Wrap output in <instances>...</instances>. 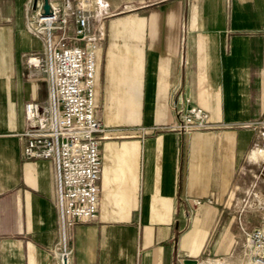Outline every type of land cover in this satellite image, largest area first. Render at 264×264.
Masks as SVG:
<instances>
[{
    "label": "crops",
    "instance_id": "obj_1",
    "mask_svg": "<svg viewBox=\"0 0 264 264\" xmlns=\"http://www.w3.org/2000/svg\"><path fill=\"white\" fill-rule=\"evenodd\" d=\"M48 1L73 37L80 0ZM95 2L93 101L109 131L98 217L69 228L68 264H249L244 233L264 228L245 223L264 205V0ZM42 3L0 0V264H62L54 164L24 159L18 136L25 104L48 98L25 66L44 55L29 29ZM178 96L219 128L163 130Z\"/></svg>",
    "mask_w": 264,
    "mask_h": 264
},
{
    "label": "built area",
    "instance_id": "obj_2",
    "mask_svg": "<svg viewBox=\"0 0 264 264\" xmlns=\"http://www.w3.org/2000/svg\"><path fill=\"white\" fill-rule=\"evenodd\" d=\"M96 0H80L73 12L74 35L66 36L68 19L57 6L41 15V6L29 22L30 31L43 34L44 55L28 54L25 66L41 70L48 82L44 103L24 106L25 129L22 155L26 160H50L55 168L56 210L59 231V259L68 258L67 232L78 223L97 220L100 144L109 130L95 118V51L100 35L93 23ZM69 40L80 44L68 45ZM187 107H183V105ZM175 121L163 128L179 135L213 131L219 126L208 122L207 113L179 96L172 104ZM144 131V129H141ZM206 203L211 205L212 200ZM193 207L202 205L193 201ZM250 249L249 264H264V228L245 232Z\"/></svg>",
    "mask_w": 264,
    "mask_h": 264
},
{
    "label": "rangeland",
    "instance_id": "obj_3",
    "mask_svg": "<svg viewBox=\"0 0 264 264\" xmlns=\"http://www.w3.org/2000/svg\"><path fill=\"white\" fill-rule=\"evenodd\" d=\"M264 191V190H263ZM262 209V214L258 213H249L247 221L245 222L249 228L259 227L264 225V205L259 206ZM259 209V210H261Z\"/></svg>",
    "mask_w": 264,
    "mask_h": 264
},
{
    "label": "water",
    "instance_id": "obj_4",
    "mask_svg": "<svg viewBox=\"0 0 264 264\" xmlns=\"http://www.w3.org/2000/svg\"><path fill=\"white\" fill-rule=\"evenodd\" d=\"M51 14V8L48 0H43L42 6H41V15L47 16ZM62 264H68V261L66 258L62 260ZM184 264H191L190 261H185Z\"/></svg>",
    "mask_w": 264,
    "mask_h": 264
}]
</instances>
